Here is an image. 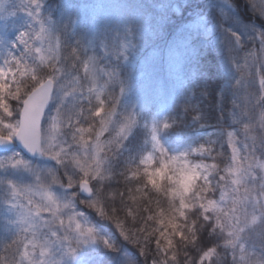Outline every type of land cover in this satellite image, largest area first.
<instances>
[{"label": "trees", "instance_id": "obj_1", "mask_svg": "<svg viewBox=\"0 0 264 264\" xmlns=\"http://www.w3.org/2000/svg\"><path fill=\"white\" fill-rule=\"evenodd\" d=\"M12 2L9 0L6 11L20 6V0H14L15 4ZM261 9H264V0H42L41 14L48 18L53 30L68 27L66 34L61 32L65 43L73 47L82 45L88 55H95L98 59L101 71L94 82L83 79L82 65L79 71L71 70V63L78 61L70 60L59 65L71 72V78L65 81L68 91L77 87L71 83L76 78L84 85L85 92L88 87L100 89L104 101L100 116L94 115L99 107L95 91L91 94L92 105L84 102L80 126L91 128V133L85 138H95L101 119L113 107V100L116 101L114 121L119 119L123 122L128 116L135 119L116 157L115 169L125 172V176L117 175L111 181H105L101 197V206L114 220L102 219L95 208L83 203L84 199L79 195L76 200L75 210L82 212L88 223L99 228L102 235L116 239L117 248L112 251L99 241L84 245L78 250L75 263L68 264H127L129 259L137 256V245L124 241L120 228L116 227V220L130 236L141 241L149 237L147 264H152L153 257L166 259L167 264H185L189 259L200 264L202 251L199 249L206 251L207 248L199 242L196 246L186 247L181 236L175 234L171 236L173 245L167 257L163 253L157 254V229L163 230L158 221L163 218L167 223L171 213L168 211L169 197L164 191L167 181H161V191L157 192L144 175L145 168L155 170L160 167L162 159L159 151L153 149L152 129L155 127L157 139L168 156L177 157L176 161L165 158V163L179 167L197 160L209 166L215 165L216 172L212 173L214 183L219 176H227L226 169L232 164L233 144L240 157L247 155L243 148V125L251 122L254 130L250 135L259 136L261 116L256 101L247 93V83L241 74L244 68L253 69L249 67L252 62L250 52L257 57L264 53L260 51L258 39L250 42L247 36H242L241 44H234L231 51L226 47L225 39L232 32L240 34L242 29L251 25H255L258 31H264ZM5 23L6 38L8 42H13L19 31L32 21L25 12L16 11L15 16L9 17ZM70 54L71 47L60 51L61 57ZM113 71L115 82L107 75ZM50 73L48 67L39 70L42 77ZM30 83L26 79L22 91ZM9 103L16 106V101ZM241 105L247 106L245 110L251 108V121L237 119ZM165 124L168 126L165 127ZM108 127L109 130L100 137L102 143L115 137L111 125ZM228 133H233L231 140ZM68 138L71 139L70 136ZM197 148L204 149L201 152L203 155H190ZM187 153V157L179 159L180 154ZM150 154L152 159L147 161ZM256 156L257 159L264 158L259 151ZM35 163L58 168L51 160ZM257 174H260L258 170ZM57 175L67 185L63 168H58ZM3 178L14 179V176L11 172L0 171V179ZM79 179V176L74 177L77 182ZM90 183L95 188L96 181ZM196 183L202 185L203 180ZM54 187L57 192L61 191L58 185ZM3 188L4 185L0 184V257H10L14 249L8 253L4 251L9 234L4 231L7 213L2 203ZM72 191L77 192L76 187ZM203 195L206 199L218 200L220 192L216 189ZM195 211L186 212L189 222L197 218L192 215ZM44 216L48 215L44 213ZM176 222L184 224L183 219ZM168 231L171 233L172 229ZM183 231L188 235L187 228ZM205 237V242L214 240L210 246H215V243L223 245L222 239L207 237V234ZM164 244L162 239L161 245ZM217 252L219 255L205 261V264H225V260L231 264L230 253L226 254L223 247ZM138 258L140 264H145L144 257Z\"/></svg>", "mask_w": 264, "mask_h": 264}, {"label": "snow or ice", "instance_id": "obj_2", "mask_svg": "<svg viewBox=\"0 0 264 264\" xmlns=\"http://www.w3.org/2000/svg\"><path fill=\"white\" fill-rule=\"evenodd\" d=\"M19 3L18 8L6 11L5 4L0 0V21L15 16L16 11L25 12L32 21L19 31L13 42L0 36V151L7 153L0 156V171L11 172L14 176V179H0V184L4 185L2 203L7 213L4 231L9 234L4 251L8 253L14 249L10 257H0V264H63L65 258L75 259L82 246L97 241L115 251L118 241L102 235L99 228L90 225L84 214L75 210L76 200L78 195L86 194L83 203L95 208L102 219L114 220L101 206V197L105 181H111L117 175L125 176V172L115 169L118 162L116 157L135 119L128 116L123 122L119 119L114 121L116 101L113 100V107L101 119V127L95 133V138L89 136L86 139L91 128L80 126L84 102L91 106V94L95 91L99 107L94 115L100 116L104 105L100 89L88 87L85 92L84 85L76 78L71 83L77 87L68 91L65 81L71 78V72L59 65L70 60L78 61L71 63V70L79 71L82 65L83 79L94 82L101 71L97 56L88 55L82 45L73 47L65 43L61 32L66 34L68 27L53 30L48 18L41 14L42 0H20ZM11 4H15L14 0ZM260 15L264 17V9L260 10ZM242 36H247L250 42L258 39L260 51L264 53V31H258L255 25L242 29L240 34L232 32L225 39L226 47L231 51L234 44L240 45ZM69 47L71 54L61 57V49ZM249 57L252 61L249 67L255 68L256 74L260 75L264 71V55L257 57L250 52ZM41 67L50 68L51 73L46 77L40 76ZM107 75L115 82L114 71ZM26 79L31 83L22 91ZM254 82V79L250 81V86ZM259 89L261 94L256 104L262 109L260 135H250L254 130L253 125L251 122L244 123L243 148L247 155L240 157L233 144L232 164L226 169L227 176H219L215 183L212 176L216 172L215 165L189 167L180 164L179 167H172L165 163V158L176 161L177 157L168 156L157 139L155 127L152 129L153 149L159 151L162 159L160 167L155 170L145 168L144 175L157 192L161 191V181H167L164 191L169 197L168 211L171 213L167 223L163 218L158 221L163 230L157 229V254L163 253L167 257L173 245L171 236L175 234L181 236L186 247L196 246L199 242L207 248L206 251L199 249L202 251L200 264L218 256L217 249L220 247L225 249L226 254H231V264H264V158L257 159L256 156L259 151L264 157V75H260ZM9 101H16V106L13 107ZM240 107L241 113L237 119L251 121V108L245 110L246 105ZM109 125L115 137L102 143L100 137L109 130ZM228 136L231 140L233 133H228ZM194 151L203 152L204 149ZM23 152L54 161L58 168L64 169L67 185L60 181L58 168L37 164L25 158ZM188 155L180 154L179 159ZM151 159L150 154L146 160ZM240 161L248 163L245 165ZM257 169L260 174H257ZM76 176L80 177L78 182L74 180ZM93 180L96 181L95 188L90 186ZM198 180H203V184L197 185ZM56 185L61 191L55 190ZM74 187H78L79 192L72 191ZM216 189L220 192L218 200L204 197L203 193ZM120 195L123 197V193ZM192 209L196 210L192 215L197 218L189 222L186 212ZM44 213H48V217ZM64 215H67V224L61 218ZM178 219H183L184 224H177ZM115 223L124 241L136 244L139 249L138 255L129 259L127 264H140L138 257L141 256L147 264L148 245L151 243L149 237L141 241L125 232L118 220ZM169 228L172 229L171 233ZM184 228H187L188 235L184 234ZM205 234L222 239L223 245L215 243V246H210L214 240L205 242ZM162 239L165 241L163 246ZM172 259H176L175 255ZM152 264H167V260L153 257ZM185 264H195V260H186ZM225 264H228L227 260Z\"/></svg>", "mask_w": 264, "mask_h": 264}, {"label": "rangeland", "instance_id": "obj_3", "mask_svg": "<svg viewBox=\"0 0 264 264\" xmlns=\"http://www.w3.org/2000/svg\"><path fill=\"white\" fill-rule=\"evenodd\" d=\"M242 1H244V0H242ZM2 2L5 4V10H6L8 4H9V0H2ZM7 19H9V17ZM7 19H4L3 21H0V36H2L6 41H8V39L6 38L7 31H6V23H5V21ZM260 75H264V72L262 71L260 73ZM260 75H257L256 74V69L255 68H253L251 70L249 68H244V72L241 74V77L247 83V88H248L247 89V93H248V95L251 96V98L254 101H257L258 98H259V96H260V94H261L260 89H259V78H260ZM248 78H250V79H248ZM253 79H254L255 82H254V84H252L250 86L249 82L252 81ZM256 105L258 107V111H259V114L261 116L262 109H261L260 105H258V104H256ZM190 155L196 157V156H200V155H203V154L201 152H197V151H194L193 150ZM42 160L49 161L47 159H42ZM185 164L187 166H189V167H192V166L197 165V164L205 165L204 163H201L200 161H197V160L196 161H191V162H186ZM257 170L260 173V170L259 169H257ZM45 214L49 215L48 213H45ZM66 216L67 215H64L61 218L64 219L65 220V223L67 224V217ZM75 260H76V258L75 259H67V258H65L63 260V264L64 263H67L68 264L70 262L75 263Z\"/></svg>", "mask_w": 264, "mask_h": 264}, {"label": "water", "instance_id": "obj_4", "mask_svg": "<svg viewBox=\"0 0 264 264\" xmlns=\"http://www.w3.org/2000/svg\"><path fill=\"white\" fill-rule=\"evenodd\" d=\"M0 153H4V152L0 151ZM23 154H24L26 157L31 158V159H40L39 157H32V156H31L30 154H28L27 152H23ZM78 190H79V189H78ZM85 195H86V194L81 195V196L85 197Z\"/></svg>", "mask_w": 264, "mask_h": 264}]
</instances>
